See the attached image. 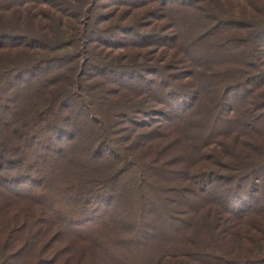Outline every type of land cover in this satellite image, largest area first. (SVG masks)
Returning a JSON list of instances; mask_svg holds the SVG:
<instances>
[{
  "label": "trees",
  "instance_id": "16d2710c",
  "mask_svg": "<svg viewBox=\"0 0 264 264\" xmlns=\"http://www.w3.org/2000/svg\"><path fill=\"white\" fill-rule=\"evenodd\" d=\"M0 264H264V0H0Z\"/></svg>",
  "mask_w": 264,
  "mask_h": 264
}]
</instances>
